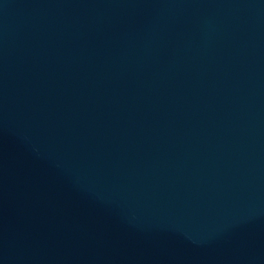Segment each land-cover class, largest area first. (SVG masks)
<instances>
[{
	"label": "water",
	"instance_id": "1",
	"mask_svg": "<svg viewBox=\"0 0 264 264\" xmlns=\"http://www.w3.org/2000/svg\"><path fill=\"white\" fill-rule=\"evenodd\" d=\"M0 264H264V0H0Z\"/></svg>",
	"mask_w": 264,
	"mask_h": 264
}]
</instances>
